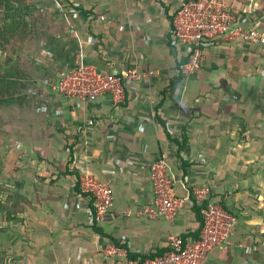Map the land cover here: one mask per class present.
Returning <instances> with one entry per match:
<instances>
[{
    "label": "crops",
    "instance_id": "obj_1",
    "mask_svg": "<svg viewBox=\"0 0 264 264\" xmlns=\"http://www.w3.org/2000/svg\"><path fill=\"white\" fill-rule=\"evenodd\" d=\"M66 1H35L52 28L37 51L59 70L55 80L36 77L44 98L0 102V264L124 262L164 251L168 235L197 227L189 193L203 186L236 222L230 243L202 264H264L263 53L240 40L207 47L198 71L180 74L186 47L169 42L165 15L180 0H74L81 15ZM229 1L264 29V0ZM79 54L103 72L143 74L124 82L118 105L109 93L78 101L54 84ZM161 155L184 202L172 221L152 204L149 166ZM83 172L112 188L99 218L92 196L73 186Z\"/></svg>",
    "mask_w": 264,
    "mask_h": 264
},
{
    "label": "built area",
    "instance_id": "obj_2",
    "mask_svg": "<svg viewBox=\"0 0 264 264\" xmlns=\"http://www.w3.org/2000/svg\"><path fill=\"white\" fill-rule=\"evenodd\" d=\"M72 2L79 7L74 0ZM172 25L171 42L177 41L186 47L187 59L177 68L178 72L183 74L194 75L198 71L203 64L207 47L237 40L258 48L264 57V29L253 23L246 13H242L229 0H188L175 13ZM151 73L149 71L147 74ZM142 74L134 67L122 72H103L85 64L82 54H79L75 66L59 75L54 88L66 97L86 103L93 101L101 93H109L113 103L118 105L125 98L124 82L136 80ZM29 92H35L33 86L29 88ZM37 98L42 99L44 95L40 93ZM84 122L87 124L90 120L84 119ZM149 179L153 189L152 204L156 213L172 221L178 210L184 206V202L173 190L172 181L167 175L164 155L150 164ZM79 182L82 190L92 196L95 216L99 218L112 205L111 186L107 182L94 179L87 172L80 175ZM193 193L196 200L200 201L207 197L209 190L203 186L194 188ZM202 215L204 224L197 239L184 242L179 235L170 234L166 239V249L161 255L144 260L83 264H202L210 249L230 243L235 222L234 214L214 200L202 209ZM110 253L113 251L109 250L108 254Z\"/></svg>",
    "mask_w": 264,
    "mask_h": 264
},
{
    "label": "trees",
    "instance_id": "obj_3",
    "mask_svg": "<svg viewBox=\"0 0 264 264\" xmlns=\"http://www.w3.org/2000/svg\"><path fill=\"white\" fill-rule=\"evenodd\" d=\"M35 1L36 0H0V48L5 49L9 45H12L19 46L17 48L18 50H23L33 41L34 43H38L45 38L46 34L49 32V26L47 25V20H44L41 17L43 14L47 18L48 13L47 11H44L42 7L36 6ZM186 1L188 0H180L178 5L175 6L172 11H169L168 7H165V15L170 25L169 42L172 40L173 17ZM66 5L71 9L79 11L78 13L80 14H86V11H83L82 7L75 6L72 0L66 1L65 6ZM37 14L39 16H37ZM39 21L43 22L40 23ZM186 59L187 58H185V60ZM185 60H178L177 68L178 65ZM27 72L28 71L22 67L20 60H17L16 55H7L2 65V69H0V102L10 101L18 102L20 104L26 102L28 104V102L33 100L32 98H36L38 94L44 91V87L38 85L36 80V77L38 76L34 77ZM50 79L55 80V76H50ZM31 86H33V89L35 90L34 93L29 92ZM182 138L185 139L184 136ZM72 146L73 145L70 144L68 145V152L72 149ZM79 184V179L76 178L73 185L76 190H79ZM189 196L192 202L191 208L195 214L197 227L191 233L179 235L184 242L188 239L193 240L199 237L200 230L204 224L202 209L208 202L213 201L214 198L213 194L209 192L205 199L198 201L196 200L192 189H190ZM217 202L222 205L221 201ZM92 211L95 216V208L92 207ZM164 251H159L155 254L151 253L148 257L143 256L140 258L136 257L133 253H129L128 259L144 260L156 255H161Z\"/></svg>",
    "mask_w": 264,
    "mask_h": 264
},
{
    "label": "rangeland",
    "instance_id": "obj_4",
    "mask_svg": "<svg viewBox=\"0 0 264 264\" xmlns=\"http://www.w3.org/2000/svg\"><path fill=\"white\" fill-rule=\"evenodd\" d=\"M37 16L39 15L37 14ZM41 18H43L44 20L45 19L47 20L46 16H44L43 14ZM39 22L42 23L43 21H39ZM47 25H48V22H47ZM48 29L52 31V28L48 27ZM55 30L58 33V31L60 32L62 29L55 28ZM36 44L37 42L34 43L33 41L23 50H18L17 48L19 46H12V45H9L5 49L0 48V66L3 65L4 60L7 57V55H16L17 60L18 61L20 60L22 67H24L28 71L27 73H30L34 77H36V75L41 76L42 74H48L50 76L56 74V72H58L59 70L50 69V67L45 66V63L42 64L43 62L42 57L39 55V52L37 51L38 48ZM36 57H38L37 59L41 60L40 63L37 62ZM44 70H45V73H44ZM235 222H236V217H235ZM235 222H234V225H235Z\"/></svg>",
    "mask_w": 264,
    "mask_h": 264
}]
</instances>
